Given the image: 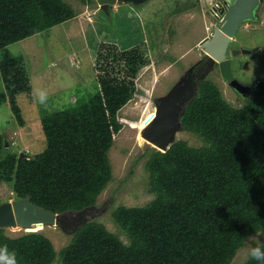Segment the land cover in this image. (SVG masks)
I'll return each mask as SVG.
<instances>
[{"label":"trees","instance_id":"trees-1","mask_svg":"<svg viewBox=\"0 0 264 264\" xmlns=\"http://www.w3.org/2000/svg\"><path fill=\"white\" fill-rule=\"evenodd\" d=\"M75 16L63 0H0V50ZM95 54L97 93L42 118L47 147L41 154L19 155L0 134V187L9 186L15 200L30 198L54 213L79 211L93 206L110 182L107 154L122 129L118 111L137 96V78L150 57L144 43L120 49L101 42ZM26 66L23 57L0 64V107L8 101L21 126L18 96L32 93ZM184 123L204 133L208 145L178 141L155 155L150 170L156 198L115 213L130 244L90 221L75 233L63 264H230L245 235L264 226V84L235 109L205 81ZM0 245L16 253L17 264H53L57 257L41 233L11 238L0 228ZM247 264L264 262L250 258Z\"/></svg>","mask_w":264,"mask_h":264},{"label":"rangeland","instance_id":"rangeland-1","mask_svg":"<svg viewBox=\"0 0 264 264\" xmlns=\"http://www.w3.org/2000/svg\"><path fill=\"white\" fill-rule=\"evenodd\" d=\"M76 13L65 23L0 50V64L23 57L32 93L21 94L18 102L24 124L21 126L8 101L0 107V134L8 149L27 158L41 154L47 147L41 120L46 114L85 104L98 91L94 70L95 51L101 42L120 49L147 46L150 64L137 78L138 94L118 111L122 123L107 154L111 180L93 206L101 214L90 221L103 224L108 231L129 245L130 238L115 220L119 208L149 205L152 191L150 166L155 155L166 153L178 141L191 147L207 146L206 135L186 127L189 105L198 97L202 83L216 86L224 100L241 109L248 98L235 90L221 75L213 59L206 58L200 43L211 36L224 0H98L82 3L63 0ZM257 20L245 22L230 44L233 77L241 84H264V7ZM237 54L234 55L233 53ZM45 93L41 102L38 92ZM0 92L5 86L0 71ZM9 186L1 185L3 205L13 201ZM0 228L11 238L28 230L9 217ZM37 232L51 240L57 253L53 264H63V253L74 242V234L57 225L36 226ZM264 242V226L245 235L243 246L230 264H247L248 244Z\"/></svg>","mask_w":264,"mask_h":264},{"label":"water","instance_id":"water-1","mask_svg":"<svg viewBox=\"0 0 264 264\" xmlns=\"http://www.w3.org/2000/svg\"><path fill=\"white\" fill-rule=\"evenodd\" d=\"M98 1L107 6L105 0ZM123 1L140 3L146 0ZM262 5L263 0H224L211 37L200 43L206 55L219 65L222 77L246 98L252 94L254 86L241 85L233 77L229 47L245 22L257 20V10ZM100 214L101 212L95 206H89L79 211L54 213L34 205L30 198L13 200L0 205V222L7 221L9 217L18 226L27 229L29 233H36L37 230L34 227L42 223V226L57 225L64 232L74 234L90 222V218L94 219ZM1 224L0 226H3Z\"/></svg>","mask_w":264,"mask_h":264},{"label":"clouds","instance_id":"clouds-1","mask_svg":"<svg viewBox=\"0 0 264 264\" xmlns=\"http://www.w3.org/2000/svg\"><path fill=\"white\" fill-rule=\"evenodd\" d=\"M38 98L43 102L45 93L39 91ZM247 254L252 260L264 262V242L257 241L255 244H248ZM0 264H17L16 253L9 251L7 245H0Z\"/></svg>","mask_w":264,"mask_h":264},{"label":"flooded vegetation","instance_id":"flooded-vegetation-1","mask_svg":"<svg viewBox=\"0 0 264 264\" xmlns=\"http://www.w3.org/2000/svg\"><path fill=\"white\" fill-rule=\"evenodd\" d=\"M220 8H222V5L220 6ZM212 33H213V30H212V32H211V35H212ZM211 37V36H210ZM208 56H206V58H207ZM209 58V57H208ZM216 65L218 66V64L216 63ZM219 67V66H218Z\"/></svg>","mask_w":264,"mask_h":264},{"label":"bare ground","instance_id":"bare-ground-1","mask_svg":"<svg viewBox=\"0 0 264 264\" xmlns=\"http://www.w3.org/2000/svg\"><path fill=\"white\" fill-rule=\"evenodd\" d=\"M38 225H42V223H39ZM38 225H37V226H38ZM34 228L36 229V226H35ZM36 230H37V229H36Z\"/></svg>","mask_w":264,"mask_h":264},{"label":"built area","instance_id":"built-area-1","mask_svg":"<svg viewBox=\"0 0 264 264\" xmlns=\"http://www.w3.org/2000/svg\"><path fill=\"white\" fill-rule=\"evenodd\" d=\"M216 8L220 9V6L218 5V6H216Z\"/></svg>","mask_w":264,"mask_h":264}]
</instances>
